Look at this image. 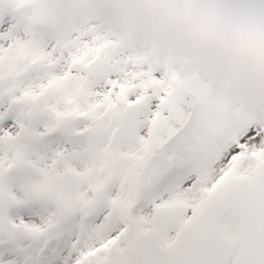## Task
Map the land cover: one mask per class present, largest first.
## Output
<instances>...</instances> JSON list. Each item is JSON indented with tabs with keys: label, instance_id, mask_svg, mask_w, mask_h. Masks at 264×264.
I'll return each mask as SVG.
<instances>
[{
	"label": "snow or ice",
	"instance_id": "6c2138e0",
	"mask_svg": "<svg viewBox=\"0 0 264 264\" xmlns=\"http://www.w3.org/2000/svg\"><path fill=\"white\" fill-rule=\"evenodd\" d=\"M91 17L0 0V264H264V120Z\"/></svg>",
	"mask_w": 264,
	"mask_h": 264
},
{
	"label": "clouds",
	"instance_id": "9594fccd",
	"mask_svg": "<svg viewBox=\"0 0 264 264\" xmlns=\"http://www.w3.org/2000/svg\"><path fill=\"white\" fill-rule=\"evenodd\" d=\"M92 22L136 54L197 74L264 120V0H82Z\"/></svg>",
	"mask_w": 264,
	"mask_h": 264
},
{
	"label": "rangeland",
	"instance_id": "374dc122",
	"mask_svg": "<svg viewBox=\"0 0 264 264\" xmlns=\"http://www.w3.org/2000/svg\"><path fill=\"white\" fill-rule=\"evenodd\" d=\"M77 2L83 4L84 6H87L82 2V0H77Z\"/></svg>",
	"mask_w": 264,
	"mask_h": 264
}]
</instances>
